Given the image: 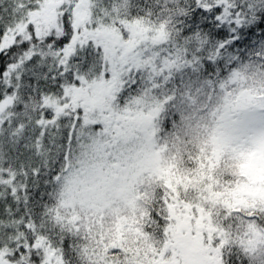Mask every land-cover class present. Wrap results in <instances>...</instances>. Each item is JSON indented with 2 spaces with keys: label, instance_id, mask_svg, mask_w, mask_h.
Wrapping results in <instances>:
<instances>
[{
  "label": "snow or ice",
  "instance_id": "obj_1",
  "mask_svg": "<svg viewBox=\"0 0 264 264\" xmlns=\"http://www.w3.org/2000/svg\"><path fill=\"white\" fill-rule=\"evenodd\" d=\"M0 264H264V0H0Z\"/></svg>",
  "mask_w": 264,
  "mask_h": 264
}]
</instances>
